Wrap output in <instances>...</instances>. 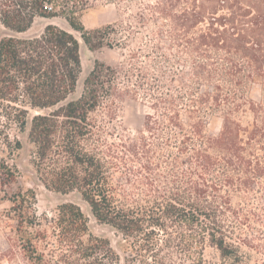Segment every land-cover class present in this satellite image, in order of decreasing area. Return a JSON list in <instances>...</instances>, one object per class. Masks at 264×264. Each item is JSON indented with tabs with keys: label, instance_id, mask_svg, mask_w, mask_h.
<instances>
[{
	"label": "trees",
	"instance_id": "obj_1",
	"mask_svg": "<svg viewBox=\"0 0 264 264\" xmlns=\"http://www.w3.org/2000/svg\"><path fill=\"white\" fill-rule=\"evenodd\" d=\"M143 4L134 15L141 25L160 20L146 37L132 21L88 29L80 19L85 5L69 0H0V20L12 32L0 39V103L21 123L28 108L39 111L31 135L42 156V143L60 133L67 163L44 183L56 192L78 189L100 223L166 249L156 263L174 264L177 256L178 264H212L204 253L210 245L223 264H264V101L249 94L252 83L264 91V0ZM37 17H63L80 38L54 21L27 34ZM80 39L90 50L118 47L122 60H98L84 93L69 99L82 71ZM126 96L148 105L144 129L108 143L98 123L96 153L90 114L104 109L116 119ZM215 117L222 120L217 133ZM17 180L0 156V202L12 203L0 208V227L11 226L12 243L28 259L73 264L110 250L108 239L90 234L74 203L59 206L48 241L34 191H10Z\"/></svg>",
	"mask_w": 264,
	"mask_h": 264
},
{
	"label": "rangeland",
	"instance_id": "obj_2",
	"mask_svg": "<svg viewBox=\"0 0 264 264\" xmlns=\"http://www.w3.org/2000/svg\"><path fill=\"white\" fill-rule=\"evenodd\" d=\"M150 1L153 0H69V3L70 6H75V3L79 7L85 5L80 19L88 29L98 28L113 22L132 21L136 26L135 30L140 31L139 36L146 37L157 29L155 22L158 23L160 20L149 19L146 24L141 25L134 18V15L145 11L143 3ZM146 12L148 13V11ZM52 21L71 30L80 38V33L73 30L63 17L54 20L37 17L27 34H41L46 25ZM10 34L12 32L0 20V39ZM81 50L82 71L77 90L69 99L78 98L84 93V81L98 60H104L111 64H117L122 60L121 50L118 47L90 50L84 42H81ZM249 91L250 96L255 101H264V91L260 84L252 83ZM28 109L25 122L21 123L16 119L11 107L0 103V156L18 172V180L13 184L10 191L15 192L19 189H32L34 191L33 209L41 222L38 227L48 234V241L53 242L54 240L59 206L64 203H74L85 213L90 234L94 237L108 239L110 250L101 255H98L97 251L92 256L74 260L73 264H98L99 256H102L103 264H158L155 259L157 257V261L163 259L162 257L168 254L166 249L159 250L160 248L153 246L145 235L127 236L108 224L100 223L94 216L90 205L82 199L78 189L69 193L56 192L44 183V179L50 178L54 170H58L60 166L67 163V156L64 155L61 148L60 133L51 136V141L42 143L43 146L45 145L48 154L46 156L40 154L42 153L41 146L31 135L33 118L39 114V111ZM149 110L148 105L143 103L141 99H133L128 96L121 102L116 119H109L105 114L106 110H98L97 108L90 114L91 120L96 125L94 137L90 142L91 149L98 153V123H104L106 128L103 137L108 143H118L120 137H135L139 131L144 129L145 118ZM64 119V117H60V123ZM250 119H252L250 113L243 118L245 123ZM221 124V117H215L211 123L212 130L216 133L219 132ZM115 178L124 182V178L120 174H116ZM11 205L10 201L0 202L2 210L10 208ZM8 221L12 224L15 223L13 219ZM13 236L11 226L0 227V264H36L24 255L19 246L12 243L11 238ZM39 246L42 250L47 248L46 242L43 241L39 243ZM204 253L205 258L212 264L224 263L214 247L207 245ZM174 261V264H178L179 257L174 256Z\"/></svg>",
	"mask_w": 264,
	"mask_h": 264
},
{
	"label": "bare ground",
	"instance_id": "obj_3",
	"mask_svg": "<svg viewBox=\"0 0 264 264\" xmlns=\"http://www.w3.org/2000/svg\"><path fill=\"white\" fill-rule=\"evenodd\" d=\"M81 42H83V40L81 39ZM82 51V50H81Z\"/></svg>",
	"mask_w": 264,
	"mask_h": 264
}]
</instances>
